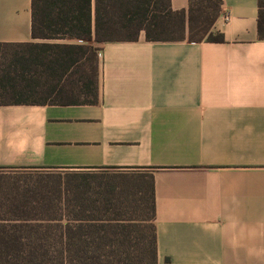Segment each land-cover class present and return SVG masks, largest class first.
I'll use <instances>...</instances> for the list:
<instances>
[{"label":"crops","instance_id":"1","mask_svg":"<svg viewBox=\"0 0 264 264\" xmlns=\"http://www.w3.org/2000/svg\"><path fill=\"white\" fill-rule=\"evenodd\" d=\"M174 9L188 0H170ZM257 0H222V40L97 46L95 103L0 104V165L153 175L157 264H264V37ZM31 35V0H0V41ZM53 42H84L75 37Z\"/></svg>","mask_w":264,"mask_h":264},{"label":"trees","instance_id":"2","mask_svg":"<svg viewBox=\"0 0 264 264\" xmlns=\"http://www.w3.org/2000/svg\"><path fill=\"white\" fill-rule=\"evenodd\" d=\"M221 4L31 0V35L41 40L0 41V104L95 103L98 47L86 41L137 39L141 30L149 40H222L213 28ZM60 37L84 42L48 40ZM11 169L0 165V264H157L151 173L123 193L111 168Z\"/></svg>","mask_w":264,"mask_h":264},{"label":"rangeland","instance_id":"3","mask_svg":"<svg viewBox=\"0 0 264 264\" xmlns=\"http://www.w3.org/2000/svg\"><path fill=\"white\" fill-rule=\"evenodd\" d=\"M11 170H13V171H15L16 173H18V174H23L24 172H29V171H32V172H34V173H39L38 171L39 170H28V169H20V168H17V169H11ZM22 172V173H21Z\"/></svg>","mask_w":264,"mask_h":264}]
</instances>
